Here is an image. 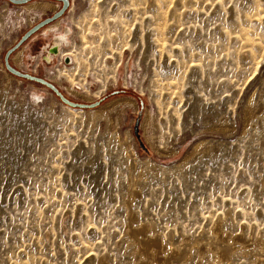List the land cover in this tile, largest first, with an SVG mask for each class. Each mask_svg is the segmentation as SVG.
I'll use <instances>...</instances> for the list:
<instances>
[{
    "label": "rangeland",
    "instance_id": "rangeland-1",
    "mask_svg": "<svg viewBox=\"0 0 264 264\" xmlns=\"http://www.w3.org/2000/svg\"><path fill=\"white\" fill-rule=\"evenodd\" d=\"M69 2L9 63L86 106L6 65L62 2L0 0V264H139L143 224L163 264H264V0Z\"/></svg>",
    "mask_w": 264,
    "mask_h": 264
},
{
    "label": "bare ground",
    "instance_id": "bare-ground-1",
    "mask_svg": "<svg viewBox=\"0 0 264 264\" xmlns=\"http://www.w3.org/2000/svg\"><path fill=\"white\" fill-rule=\"evenodd\" d=\"M40 4V3H39ZM45 5V4H44ZM36 6H38V4H36V5H32V8L33 7H36ZM49 6V5H48ZM47 9V8H46ZM68 45H70V43L68 44L67 43V46ZM70 51V50H69ZM55 53V54H57L58 52H60V51H58V47L57 46H54V48L50 51V53ZM71 52V51H70ZM22 59V57H20V60ZM70 59H71V63H72V57L70 56ZM67 60H69V57L67 58ZM81 60V59H80ZM79 60V61H80ZM19 61V60H18ZM78 64V63H77ZM84 64H85V62H84ZM78 68H77V70L76 71H78L79 70V68H81L82 70L85 68V66H83L82 64H80L79 66H77ZM62 71V70H61ZM80 71V70H79ZM61 73V72H60ZM59 73V74H60ZM62 73H64L63 71H62ZM64 75V74H63ZM65 76H66V74H65ZM125 99V98H124ZM127 100H129V98L127 99ZM119 101H121V100H119ZM125 101V100H124ZM130 101H131V99H130ZM118 101H115V102H112V103H109V104H107V105H105V106H103L102 107V109L101 108H98V109H95L94 111L97 113V115H98V117H106V118H108V114H107V110H103V108H106V109H110L111 110V108L113 109V110H115V109H117V107H118ZM112 111V110H111ZM89 112H91V111H89ZM92 113H93V111H92ZM109 119V118H108ZM110 122V121H109ZM116 139H117V141H118V143L122 146V147H124V150H125V154H126V156L128 157V158H131V159H133V160H135V161H137V162H140L141 164H143V165H146V167H148L149 169H150V167L147 165L148 163H153V161H151V159L150 158H145V159H142V158H140L139 157V155H138V153H137V151H136V149H135V147H134V141H133V138H132V135H131V133H130V131H128L127 132V135L124 137V138H122L120 135H119V133H117V135H116ZM200 145H196V147L194 148V149H197L198 147H199ZM201 147V146H200ZM197 151V150H196ZM206 153H209V151H207ZM205 152L203 153V155L204 154H206ZM190 161H191V159L190 158H188V159H186L184 162H182V163H179V166L180 167H184V166H187L188 165V163H190ZM143 171L141 170V172L139 173V176H140V178L143 176ZM130 182V181H129ZM132 184V183H131ZM137 186V183H134V187H136ZM131 187V186H130ZM137 190V189H136ZM136 190H132L131 191V196H132V198H133V196H135L136 195ZM133 212V211H132ZM144 225V224H143ZM143 225H141L143 228H140V229H136V228H133V230L131 231V232H129V234H131V237L134 239V242L136 243V246L134 247L135 249H136V252H137V256H135V257H137V259H138V262H139V264H163V262H165V261H163V256L162 255H167V257L168 256H174V255H176V253L177 252H179L178 251V248H175V247H173V248H171V249H167V251H166V253H164V247H163V241L160 239V238H158L157 236H156V234H154L153 233V231L148 227V225H145V226H143ZM155 227V226H154ZM217 227V226H216ZM215 228V227H214ZM214 231V230H213ZM216 231V230H215ZM217 231H219V230H217ZM128 233V232H127ZM219 233V232H218ZM220 236L219 237H221V234H219ZM217 238V237H216ZM146 239V244L147 245H145L144 247H143V245L141 244V246H140V242H143V240H145ZM226 240V241H229V242H234V241H232V240H230V239H228V238H226V237H223V239L222 240ZM224 240V241H225ZM148 241V242H147ZM214 241V240H213ZM145 242V241H144ZM235 243V242H234ZM132 244V243H131ZM199 245H202L201 247H202V250L201 251H203V250H205V249H207L208 250V246L206 245V246H203V245H205V243L204 244H199ZM210 245V244H209ZM214 246V245H213ZM211 247V246H210ZM237 247V246H236ZM200 248V247H199ZM135 249H134V251H135ZM211 249V248H210ZM223 249V248H222ZM231 249H233V248H231ZM180 250V249H179ZM182 250V249H181ZM230 250V249H229ZM231 251V250H230ZM200 252V251H199ZM214 253V252H213ZM216 253V252H215ZM160 254H161V256H160ZM180 254V253H179ZM205 253L203 252V255H204ZM160 256V257H159ZM164 256V257H165ZM189 257V256H188ZM216 257V256H215ZM217 257H218V259H221V260H224V259H226V258H228L229 257V251L227 250V249H223V250H220L218 253H217ZM172 258V257H171ZM175 257H173V259H174ZM165 260V259H164ZM168 260V259H167ZM170 260V259H169ZM187 260H188V258H187ZM170 261H172V260H170ZM174 261V260H173ZM101 262V261H100ZM103 262V261H102ZM168 262V261H167ZM166 262V263H167ZM175 262V261H174ZM174 262H172L173 264H174ZM223 262V261H222ZM171 263V262H170ZM183 263V262H182ZM102 264V263H101ZM104 264V263H103ZM165 264V263H164ZM167 264H169V263H167ZM175 264H177L176 262H175ZM180 264V263H179Z\"/></svg>",
    "mask_w": 264,
    "mask_h": 264
},
{
    "label": "water",
    "instance_id": "water-1",
    "mask_svg": "<svg viewBox=\"0 0 264 264\" xmlns=\"http://www.w3.org/2000/svg\"><path fill=\"white\" fill-rule=\"evenodd\" d=\"M14 2H26L28 0H12ZM64 1V6L52 17H49L45 20H43L42 22H40L39 24H37L36 26H34L32 29H30L23 37L22 39L20 40V42L11 50H9L6 54V65H7V68L15 73L16 75H19L21 77H24V78H27L29 80H33V81H36V82H39V83H43L47 86H49L50 88H52L54 91H56L57 94H59L61 96V98L73 105V106H86V104H83V103H78V102H74L68 98H66L62 92L59 90V88L57 86H55V84H53L52 82H50L49 80L43 78V77H40V76H37V75H33V74H29V73H26V72H22L18 69H16L14 66H12L10 63H9V57H10V54L12 53V51L14 49H16L23 41H25L27 38H29L35 31H37L38 29H40L41 27L45 26L46 24H48L50 21H53L54 19H57L58 17H60L65 11L66 9L69 7V0H63Z\"/></svg>",
    "mask_w": 264,
    "mask_h": 264
},
{
    "label": "flooded vegetation",
    "instance_id": "flooded-vegetation-1",
    "mask_svg": "<svg viewBox=\"0 0 264 264\" xmlns=\"http://www.w3.org/2000/svg\"><path fill=\"white\" fill-rule=\"evenodd\" d=\"M59 1H61L62 2V7L64 6V1L63 0H59ZM69 4H70V2H69ZM50 5H53V4H51L50 3ZM57 7L58 6H54L53 8L54 9H57ZM61 7V8H62ZM57 20H59V19H57ZM56 21V20H55ZM54 22V21H53ZM33 24V23H32ZM31 24V25H32ZM52 24V23H51ZM50 25V24H49ZM71 32V30L70 29H66L65 30V32H63L61 35H57L56 37H55V43H54V45H53V47H52V49L54 48V46H57L58 47V51H62V48L63 47H66V48H68L69 46H67V43L69 44L70 43V37H69V33ZM47 48V47H46ZM51 49V50H52ZM51 50H49V59L50 60H52L53 59V54H55V53H50V51ZM70 49H67V50H64V51H62L61 52V54L63 55V56H65V55H67V56H72V54L70 53V51H69ZM72 62H74V59H73V57H72Z\"/></svg>",
    "mask_w": 264,
    "mask_h": 264
}]
</instances>
